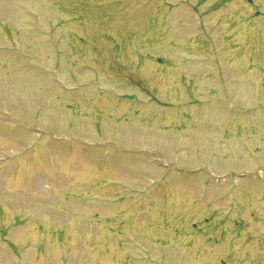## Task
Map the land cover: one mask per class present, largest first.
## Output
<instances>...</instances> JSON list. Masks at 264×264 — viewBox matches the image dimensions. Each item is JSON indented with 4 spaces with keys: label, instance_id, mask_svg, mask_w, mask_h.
I'll return each mask as SVG.
<instances>
[{
    "label": "rangeland",
    "instance_id": "1",
    "mask_svg": "<svg viewBox=\"0 0 264 264\" xmlns=\"http://www.w3.org/2000/svg\"><path fill=\"white\" fill-rule=\"evenodd\" d=\"M0 264H264V0H0Z\"/></svg>",
    "mask_w": 264,
    "mask_h": 264
}]
</instances>
